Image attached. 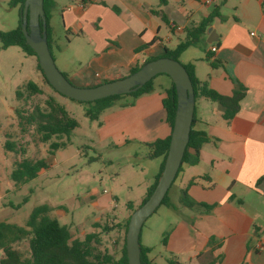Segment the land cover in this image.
Wrapping results in <instances>:
<instances>
[{
	"label": "crops",
	"instance_id": "obj_1",
	"mask_svg": "<svg viewBox=\"0 0 264 264\" xmlns=\"http://www.w3.org/2000/svg\"><path fill=\"white\" fill-rule=\"evenodd\" d=\"M190 1L189 11L184 7L172 11L169 0L162 5L160 0H51L50 20L52 13L58 15L66 37L62 47L56 44L50 26V45L66 69L60 55L74 42L80 51L70 59L81 70H69L68 79L78 87H93L124 78L135 66L161 56L174 44L171 35H182L178 41L183 40L187 29L220 6L222 20L213 21L179 62L192 63L196 78L221 95L230 96L234 82L246 92L239 112L228 122L215 103L198 113L195 107L194 129L205 132L210 141L201 147L199 163L181 170L177 191L186 189L192 200L213 208L188 209L178 199L169 200L165 207L175 217L164 248L169 264H264V8L257 0ZM172 2L184 4V0ZM193 47L200 53L183 56ZM205 54L211 57L209 62L203 60ZM212 61H217L216 68ZM199 63L207 65L201 78ZM167 89L115 101L113 107H129L114 114L111 106L106 109L109 113L101 114L100 142L127 135L151 144L167 137L171 130L162 107ZM257 244L262 247L257 249ZM144 247L150 249L148 257L155 264L151 248Z\"/></svg>",
	"mask_w": 264,
	"mask_h": 264
},
{
	"label": "rangeland",
	"instance_id": "obj_2",
	"mask_svg": "<svg viewBox=\"0 0 264 264\" xmlns=\"http://www.w3.org/2000/svg\"><path fill=\"white\" fill-rule=\"evenodd\" d=\"M169 1L172 11L180 7L188 11L190 9V0H184V4ZM205 7L212 9V5ZM19 11V6H12L11 0H0V33L17 28ZM49 24L54 29V42L62 47L66 35L61 31L56 13H52ZM180 37L171 35L174 44L168 48L173 49L178 40L183 38L182 35ZM78 51L80 48L74 42L62 50L60 56L67 62L66 69L60 65L59 53L53 46L50 51L55 66L72 85L68 71H78L81 67L70 57ZM199 53V47H193L183 56H196ZM36 65L35 56H29L14 46L2 49L0 43V222L23 226L35 207L46 205L50 210L48 216L65 225L72 240H81L86 234L96 233L100 241L98 249L117 259L124 230L114 229L113 226L124 224L139 207L158 172L161 158H149L148 145L134 138L128 139L127 135L120 140L100 142L97 129L101 119L88 120L84 115L86 106L55 92L45 82ZM199 68L201 78L207 70L206 63H199ZM28 82L34 83L40 92L30 95L24 89ZM152 83L157 94L171 86L170 78L164 74L154 77ZM16 91L20 96H16ZM132 99L124 96L120 100ZM48 103L63 107L77 123V128L69 135L66 148L55 151L53 155L48 153L50 142L40 141L35 125H28L18 117V112L26 116L36 108L45 110ZM210 106L212 103L203 98L195 102L197 113ZM128 107L112 106L111 113ZM109 112L103 111L104 114ZM6 142L13 143L16 152L22 149L24 153L7 151L4 147ZM23 158L32 161L44 159L49 169L41 171L36 179L25 185L15 186L10 173L14 161ZM185 167L186 164H183L182 169ZM179 180L180 173L168 190L170 201L180 199L177 191ZM24 199L27 200L25 203ZM174 217L170 209L159 206L142 226L140 243L151 248L150 256L154 258L155 264H169L163 239L166 243L169 224L173 223ZM106 228L109 230L106 231ZM13 248L23 257L29 254L27 240L15 243Z\"/></svg>",
	"mask_w": 264,
	"mask_h": 264
},
{
	"label": "trees",
	"instance_id": "obj_3",
	"mask_svg": "<svg viewBox=\"0 0 264 264\" xmlns=\"http://www.w3.org/2000/svg\"><path fill=\"white\" fill-rule=\"evenodd\" d=\"M23 3L24 0H11L12 6L18 5L20 8L19 24L17 28L12 31L0 33L1 48L6 49L14 46L20 48L29 56H35L33 51L27 46L21 31V12ZM160 3L161 5L164 4V0H160ZM52 6L53 3L51 0H43L47 43L50 51L51 29L49 22L50 9ZM219 9L220 6L214 7L211 12L198 24L187 29L184 39L179 41L173 49H165L161 56L150 58L143 64L163 57L179 62L180 55L189 47L196 45L213 21L216 19L222 20ZM157 13L161 15L160 12ZM162 19L164 22H167L164 16H162ZM40 26H42L41 22ZM203 60L209 62L211 57L208 54H205ZM216 63L217 61L210 62L211 67L216 68L218 66ZM142 65L132 68L128 75L136 72ZM182 66L185 68L191 81L195 102L197 99L203 98L211 103H215L220 108L221 117L224 121L228 122L233 119V117L239 112L240 102L244 98L246 92L245 87L238 82H234L232 94L230 96H224L209 88L207 82H201L196 78L192 63L187 65L182 64ZM36 67L45 80L38 63ZM152 81L153 79L137 91L127 95L112 96L88 103H77L86 106L84 115L88 120L97 121L104 110L113 106L115 101L122 99L124 96H129L135 99L150 93L153 89ZM45 82L47 83L46 80ZM24 89L29 92L30 95L38 94L40 92L39 88L32 82H28ZM16 96H20L18 91H16ZM162 107L165 112V121L171 130L176 107V93L172 84L167 90H165V97L162 99ZM18 117L20 120H24L28 125H35V130L40 136V141L42 143L50 142L48 150L50 155H53L57 150L66 148L69 135L75 128H77L76 121L68 115L67 111L63 107L54 103H48L45 110L36 108L26 116H23L20 112H18ZM195 123L196 117L194 109L191 130L189 133V141L184 151L182 163L176 177L181 172L183 164L195 166L199 163L200 149L204 144L210 141V138L205 132L194 129ZM53 139L55 140L52 141ZM169 141L170 134L164 139H158L151 144H147L150 150L148 154L149 158H161V163L158 173L153 178L151 185L147 188L146 195L142 199L140 205L148 199L157 184L158 178L160 177L164 166ZM4 147L10 152L24 153L22 149H19L18 152H16V147L11 142H6ZM13 165V169L10 173V179L15 186L25 185L29 181L36 179L41 171L49 169V165L44 159L32 161L30 159L23 158L20 161L15 160ZM192 183V181L189 182V185H192ZM233 200V196L229 197V201ZM26 201V199L23 200L24 203ZM179 202L182 206L188 209L201 208L208 212L213 208V206L197 203L192 200L187 195L186 189L181 190ZM236 203L240 204L241 201H236ZM167 205H169L168 192L162 200L160 206ZM128 207L130 208L131 204H129ZM49 211L50 210L46 205L35 207L30 212L23 226L0 222V252L2 253L0 264H128L125 254V234L127 231L129 217L125 220L124 224H117L116 226H113L114 229L123 228L124 230L121 252L119 257L116 259L107 254L106 251L98 249L100 241L98 239V234L96 233L86 234L81 240H72L69 229L65 225H61L56 219L49 217ZM107 230L109 229L106 228V231ZM22 240L28 241L29 254L27 257H23L22 254L13 248L15 243ZM139 244L141 264H154V262L148 257L150 249L141 245L140 237ZM163 244H165V238L163 239Z\"/></svg>",
	"mask_w": 264,
	"mask_h": 264
},
{
	"label": "water",
	"instance_id": "obj_4",
	"mask_svg": "<svg viewBox=\"0 0 264 264\" xmlns=\"http://www.w3.org/2000/svg\"><path fill=\"white\" fill-rule=\"evenodd\" d=\"M21 13V31L25 42L35 54L38 66L49 86L63 97L75 102L88 103L112 96L127 95L160 74L167 75L174 86L176 107L164 166L151 195L129 217L125 234L127 263L141 264L139 237L142 226L158 209L171 187L189 141L195 109V97L189 76L180 62L163 57L143 64L136 72L124 78L93 87H76L55 66L47 43L43 0H24Z\"/></svg>",
	"mask_w": 264,
	"mask_h": 264
},
{
	"label": "built area",
	"instance_id": "obj_5",
	"mask_svg": "<svg viewBox=\"0 0 264 264\" xmlns=\"http://www.w3.org/2000/svg\"><path fill=\"white\" fill-rule=\"evenodd\" d=\"M258 2H260V4H261V6L264 8V0H257ZM208 3V2H207ZM261 40L263 41V43H264V36L261 38ZM216 51V48L214 47V48H211V52H215ZM262 247V245L261 244H257V246H256V248L257 249H259V248H261Z\"/></svg>",
	"mask_w": 264,
	"mask_h": 264
}]
</instances>
